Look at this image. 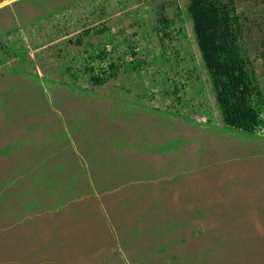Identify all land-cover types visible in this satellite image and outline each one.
<instances>
[{
  "label": "rangeland",
  "instance_id": "obj_1",
  "mask_svg": "<svg viewBox=\"0 0 264 264\" xmlns=\"http://www.w3.org/2000/svg\"><path fill=\"white\" fill-rule=\"evenodd\" d=\"M16 1L0 45L30 75L0 67V264H264V131L223 129L188 0ZM236 2L264 89V0ZM101 48L140 71L72 90L63 70Z\"/></svg>",
  "mask_w": 264,
  "mask_h": 264
},
{
  "label": "trees",
  "instance_id": "obj_2",
  "mask_svg": "<svg viewBox=\"0 0 264 264\" xmlns=\"http://www.w3.org/2000/svg\"><path fill=\"white\" fill-rule=\"evenodd\" d=\"M21 1L33 0L16 2ZM53 13L55 14L56 10ZM46 17L47 15H44L39 19ZM187 17L192 22L194 39L203 67L209 76L211 90L224 123L223 129L226 130L225 128L228 127L248 134L264 131V89L245 50L246 20L243 13L239 11L236 0H188ZM169 25L170 21L164 17L155 27V33L160 36L159 34L164 32V36L169 37L170 33L167 31ZM97 31L103 33L107 29ZM181 31H184L182 26ZM10 32L12 30L6 34ZM91 32L92 29L86 30L76 39L72 38L69 41L82 46ZM132 54L136 56L135 52ZM28 55V49L17 47L16 42H3L0 45V67L9 68L11 76L20 74L28 76L30 75L26 71L28 60H30ZM107 56L108 52L101 48L100 53L89 56L91 62H82V68L77 64L66 67L62 74H71L73 79L68 86L72 90L81 89V91L92 93L93 90H83L78 82L85 80L87 85L100 88L110 81L117 80L120 73L139 72L142 66V61L139 59L132 61L121 58L112 59L105 68L93 62L97 58L104 60ZM10 59H14L15 62L11 67H7ZM34 76L39 79L37 74ZM78 128H80L79 125H76V129ZM70 132L72 130L66 132L58 130L52 134V137L68 139ZM69 178L74 179L75 175Z\"/></svg>",
  "mask_w": 264,
  "mask_h": 264
}]
</instances>
